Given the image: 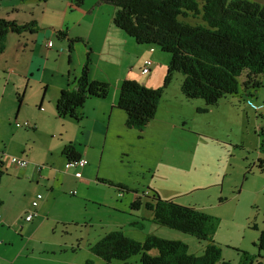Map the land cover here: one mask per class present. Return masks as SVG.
Instances as JSON below:
<instances>
[{
    "label": "rangeland",
    "instance_id": "obj_1",
    "mask_svg": "<svg viewBox=\"0 0 264 264\" xmlns=\"http://www.w3.org/2000/svg\"><path fill=\"white\" fill-rule=\"evenodd\" d=\"M97 1H82L81 11L92 7L96 11L82 17L80 22L73 17L81 13L75 12L77 9L69 11L76 5V0H49L46 3L41 0H0V18L22 24L36 18L39 24L41 20H44L43 24L46 21L55 24L56 30L68 25L70 34L88 35L95 32L97 16L111 23L115 11L113 4L96 6ZM251 1L264 4V0ZM66 6L70 8L64 11ZM52 39L56 44L54 57L67 69L71 65L68 63L69 45L57 35H52ZM69 39L70 42L73 40ZM134 39H131L132 45L123 42L126 50L133 56L140 48L144 50L140 51L143 55H150L146 46L138 47ZM103 44L101 41L97 47L99 70L107 65V59L113 61L114 53L122 61L128 58L126 53L110 48L108 42L103 49ZM153 48L163 64L153 69V76L141 74L137 66L141 63L135 65L140 62L135 57L133 72L124 70L131 79L141 84L146 81L143 84L146 87L162 90L155 120L141 134L137 129H128L123 119L116 120L117 112L124 116L123 111L117 109L108 134L94 130L93 146L87 150L91 166L81 170L82 178L74 176L75 170H67V157L62 155L67 140L73 141L77 134L76 122L70 117L56 115L53 109L56 99L52 94L47 92V107L42 112L35 111L32 102L26 101L41 98L43 89L38 88L36 95L34 92L26 94L23 105L34 111L33 117H19V121L36 124L35 131L20 128L8 118L1 121L0 140H5L6 146H0V150L9 157L24 151L42 169L40 192L46 202L37 218L41 226L34 235L27 234V237H33L31 243L36 247V261L22 259L17 264H141L140 255L108 263L92 251L91 247L106 233L120 228L139 241H145L149 235L181 240L189 245L190 252L202 255L210 241L152 221L153 215L145 206L132 208L136 199L149 201L153 193L219 218L213 240L221 249L224 261L264 264V250L259 248L264 232V169L260 165L262 161L264 164V110L259 113L255 108L264 101V73L259 76V87L245 89L240 84L237 94L227 95L216 105H207L201 98L189 99L182 93L184 74L174 71L168 77L170 53L158 46ZM245 79L244 75L240 80L244 82ZM118 96L119 91L111 85L109 98L88 99L87 108L98 103L96 109H99V104H106L108 120ZM50 102L51 107H48ZM97 118L89 116V127ZM118 122L122 124L120 129ZM75 189H79L78 194L71 193ZM7 251L0 252L3 255L13 252L12 248ZM152 253L157 254V250Z\"/></svg>",
    "mask_w": 264,
    "mask_h": 264
},
{
    "label": "trees",
    "instance_id": "obj_2",
    "mask_svg": "<svg viewBox=\"0 0 264 264\" xmlns=\"http://www.w3.org/2000/svg\"><path fill=\"white\" fill-rule=\"evenodd\" d=\"M82 1L76 0V4ZM100 1L115 6L113 23L138 43L158 46L170 53L167 75L174 71L184 74L181 91L187 98H201L207 105H216L227 95L237 94L240 84L245 89L261 85L264 4L251 0ZM39 28L36 20L22 24L0 18V53L6 49L10 32L34 33ZM65 34L59 31L58 37ZM74 41L70 42V48ZM90 64L87 55L76 91L62 90L57 100L59 116L80 119L90 97L104 98L109 94V83L90 80ZM244 75L246 79L241 82ZM161 95V89L148 88L133 79L123 80L117 107L126 112V126L144 129L155 118ZM65 152L70 158L76 157L72 144L66 146ZM260 165L264 169L263 161ZM149 198L146 202L136 199L132 208L145 206L152 212V221L210 241L202 255L190 252L184 241L157 235L139 241L121 228L106 233L91 247L92 251L108 263L140 255L141 264H230L222 259L221 249L213 240L219 218L173 199H163L157 193ZM259 248L264 250V232ZM153 250H157V254H153Z\"/></svg>",
    "mask_w": 264,
    "mask_h": 264
},
{
    "label": "crops",
    "instance_id": "obj_3",
    "mask_svg": "<svg viewBox=\"0 0 264 264\" xmlns=\"http://www.w3.org/2000/svg\"><path fill=\"white\" fill-rule=\"evenodd\" d=\"M48 1L49 0L44 2L46 3ZM84 1L86 2V0H83V2ZM81 4L83 5V3ZM81 4H76L75 6L72 5L73 8L69 10L73 11L77 9L75 12L81 13L77 16L74 15L73 17V20H77V22H80L81 18L85 15L90 13L92 14L96 11L94 7H92V9L88 8L85 9V11H81ZM101 4L105 3L99 0L97 1L96 6ZM70 6H66L63 10H68ZM111 19L112 22L107 23L106 20L103 19L102 21L101 17L97 16L94 21L95 32L87 33L88 35L81 34V32L72 35L68 31V25H62V29L56 30L55 24L48 23L47 21L43 24L44 20L40 21V24H43V27H41L42 29L39 28L38 32H23L21 34L10 32L7 38L6 49L0 53V123L4 118H8L11 123H15L16 126L20 128H32L33 131H35L36 124L33 125L28 121L21 123L19 121V117L32 119L34 111H29L27 108H24V99L26 101L27 93L30 95L34 92L35 94L38 88L41 90L43 89L41 98L39 96L34 100L27 99L26 102H32L33 109L35 111L42 112L45 111L47 107V103L45 102L47 92H49L50 95L52 94V97L56 99V102L53 104V109H55L56 115L66 119L70 117L69 119L75 121L77 125V134L75 135L73 141H70L69 139L67 140L68 143L63 146L62 155L66 156L68 161L70 155L65 152V148L66 146L72 144L74 147V155L76 157H85L87 159V164L84 168L89 166L91 163L88 160L87 150L89 149V146H93L92 142L94 130H100L102 133L108 134L113 114L117 111V109L123 111L124 116H121L122 114L117 112L115 116L116 120L121 121L123 119L125 121V126L127 115L124 110L117 107V103H113L111 106L110 118L106 120L108 106L106 104H99V109H96L98 106L97 103L96 106L92 105V108L89 109L87 108L88 100L81 111L82 114L80 119H76L71 116L62 117L57 114V100L62 90H77L79 78L81 76L87 55H89L91 59L89 73L90 80H100L107 82L110 85H115V91H119V93L122 81L125 79H131L128 75L129 73L125 71L124 68L133 72L134 57L140 61L135 62V65H137V63H141L140 65H137L139 66L140 72L146 60L153 61V66L148 73L143 74L141 72L143 76L149 74V78L153 76V69H156L159 64L160 66H163L162 59L157 54L156 49L154 50L155 47L153 48L152 45L140 44L136 41L138 47L141 45L146 46V51L150 52V55H143L140 51L144 50H140L139 48V51L136 50L135 55L132 56L131 51L126 50L125 45L126 43L132 45L131 39L134 38L130 35L128 36L124 34L125 31L123 33L120 32L123 30L114 25L113 15ZM31 20H36L39 24L38 19H30V21ZM66 20L68 21L67 18ZM50 28H52V32H50ZM59 31L65 32V37L59 38ZM52 35H57L58 39L66 41L69 45L68 52L70 53L69 57L71 60L69 59L68 63L71 65L67 67V69L61 67L54 57L56 52L53 48L56 44L52 39ZM69 38L75 40L72 48H70ZM49 40H52L54 43L52 47H48L47 45ZM101 41L104 42L103 49H105L106 43L108 42L110 44V48L126 53L128 58L122 61V58H119L118 55L114 53L113 61H111V59H107L105 62L107 65H104V68L99 70V68H97L99 65L96 61L99 57L96 56L99 54L97 47ZM120 42L122 45L124 42L125 45L121 46ZM110 50L111 49H108V52H110ZM10 52L12 54H10ZM92 54H94V56H92ZM75 57L78 58V60L75 59ZM111 67L113 69H111ZM5 74L8 76L4 77ZM145 82L146 81H143L142 83L145 84ZM40 89L39 91L41 92ZM109 95L110 92L104 98L90 97L89 99H94L91 101H95V99L105 100L109 98ZM48 105V107H51V102ZM85 114H88L87 117ZM13 116H15L14 121L12 119ZM89 116H98L92 127H89L88 125ZM154 120L155 118L153 121ZM150 123L148 125H150ZM121 126L122 124H119L118 122V129H120ZM147 126H145V128ZM90 128H92V130ZM145 128L137 130L143 134L145 133ZM6 138H9V136H6ZM7 144L8 146H12L10 143ZM0 146H6L5 140H0ZM7 155L8 154L4 150H0V251L8 252L7 250L12 248L13 252H9L7 255H3V253L0 252V264H17L22 259H35L36 247L31 243L33 239L31 235H34L41 226V223L37 222V218L41 216L40 210L43 209L46 202H43V195V198L40 200L37 207L38 214L31 221H27L25 219L27 212L33 209L32 202L36 198V195L41 193L40 185L43 182V177L41 175L42 169H40L38 165H35V163L24 151H21L17 156L28 159L29 164L26 167H20L12 163L10 158L13 156L9 157L10 155H8L6 158ZM80 178H82V176ZM30 185H32V187H30ZM78 190H76L77 194L79 193ZM134 224L136 225V223ZM27 234H31L29 235L30 237H27ZM16 240H18L17 243ZM15 246H17V248L13 250ZM31 260L29 262H31Z\"/></svg>",
    "mask_w": 264,
    "mask_h": 264
},
{
    "label": "built area",
    "instance_id": "obj_4",
    "mask_svg": "<svg viewBox=\"0 0 264 264\" xmlns=\"http://www.w3.org/2000/svg\"><path fill=\"white\" fill-rule=\"evenodd\" d=\"M47 45H48V47H51L53 45V41L49 40ZM152 66H153V61L152 60H146L144 66L141 69V72L143 74L148 73L151 70ZM255 108L258 111L264 110V101L260 105H257ZM11 161H12V163H14L20 167H26L29 164L28 159L25 157H21V156H13L11 158ZM86 164H87V159L85 157H72V158L68 159V161L66 163V168H67V170H72V169L75 170L73 172V174L77 178H80L82 176L81 170H82V168H84V166ZM71 193L75 194V193H77V191L73 190ZM42 198H43V194L39 193L36 195V198L32 202V205H33L32 208L33 209H31L29 212H27V214L25 216V219L27 221H31L38 214L37 207H38L39 202Z\"/></svg>",
    "mask_w": 264,
    "mask_h": 264
},
{
    "label": "clouds",
    "instance_id": "obj_5",
    "mask_svg": "<svg viewBox=\"0 0 264 264\" xmlns=\"http://www.w3.org/2000/svg\"><path fill=\"white\" fill-rule=\"evenodd\" d=\"M261 113V112H260ZM263 113V112H262Z\"/></svg>",
    "mask_w": 264,
    "mask_h": 264
}]
</instances>
